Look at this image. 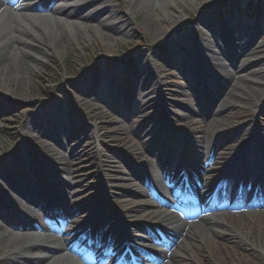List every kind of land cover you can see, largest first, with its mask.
<instances>
[{"label": "rangeland", "instance_id": "obj_1", "mask_svg": "<svg viewBox=\"0 0 264 264\" xmlns=\"http://www.w3.org/2000/svg\"><path fill=\"white\" fill-rule=\"evenodd\" d=\"M43 1L49 5V8L53 5L64 8L71 6V9L75 10L78 5V2L69 3L63 0ZM105 1L111 6V14L105 16L103 24L99 25V31L106 34H116L118 37L116 42L111 43L113 48L110 52L104 50L102 44L94 40L80 44L79 50L67 49L61 58L47 50L45 62L37 64V73L33 74L25 85L18 86L17 81L13 85L7 83L9 92H15L11 99L0 95V171L7 170V172H10L8 166H15V158L7 155L16 148L15 146H22L23 139L20 137V133L25 125H31V129H33L34 119L42 117L47 121L44 123L45 133L41 132L38 135V140L43 147L46 142H50V145L57 149L55 142L48 138L49 133H46V130L51 131L50 126L53 125L55 130L64 129L67 133L65 135L67 140L65 146L67 147H61V151H63L61 154L70 164L66 165L67 170L65 172L60 170L57 172L54 169H49V172L43 171L47 173L49 184H55L57 181L63 180V183L69 187L74 202L81 208L88 206L81 212L85 216L74 220H77L78 224L83 226L93 219L90 221L93 226L88 234L89 237L93 238L97 234L94 231V227L97 225V217L99 215L104 217L105 210L108 213L106 216L109 221L112 220L114 225L116 223L114 215L112 216V212L108 210V200L103 198L104 190L115 192L119 191L120 188L127 191L144 189L141 182L133 176L136 174L134 171L141 174V167L138 168L140 165L144 166L147 171L152 169L155 158L151 159L150 157L157 154L160 137L162 140L174 143L166 136L163 139L162 135L164 136V133L162 131L164 129L162 128L177 134L183 130L193 142L197 139L203 142L204 138L206 139L210 133L211 138L216 140V143H225L224 148L230 149V153H237V159L240 161L236 162H241L242 164H240L243 166L250 165L246 155L252 153V165L249 170L252 171L251 177L255 178V175H260L263 170L262 166L264 167V115L259 113V110L264 111V101L260 99L261 101L257 103L259 98L254 99V96L252 97L253 100H251V96L245 98L239 106V110H237L240 116L233 115L227 122V129L230 126L232 130L249 127L246 129L250 132L252 125L257 124L259 126L255 138L249 139L251 133L248 134L249 140L244 148H231V142L234 140H232V135L229 137V135L226 136L221 133L224 126L221 129L217 128L219 122L217 120L220 117H218V114L217 116L213 114V109L227 97L233 77H236V75L249 76L250 79L253 71L256 72V76L264 75V9L257 16H253L244 12L240 13L231 8L236 2L245 7L248 2L253 0H193L194 5H190L189 0H172V6L170 5L169 11L163 15V12L159 9L153 8L150 0L144 1V4H139V1L135 0L129 3L130 5L125 4L123 0ZM260 2L264 6V0H260ZM180 12L185 14L182 21L174 23L169 19L170 16L179 15ZM190 16L194 19L189 20ZM219 16H221V22L229 25L228 27L225 25L226 28L239 27L242 31H245L244 34L247 33L245 38L234 36V38H230L233 42L228 43L234 49L240 48L231 52L235 53L237 51V59L233 61V68L239 66L240 70L237 69L234 76L224 85H221L219 94L215 95L213 101L212 99L207 100L204 110L201 108L200 113L193 114L186 109L190 99L188 96H184L187 88L184 76L193 73L196 75L200 69L205 70L207 62L203 60V57L200 59V55L198 56L196 53L198 49L193 54L183 56L177 55L172 49H166L169 48V44L171 45L169 42L177 43L179 40L184 41L187 38L195 37L197 46L200 47L202 44L208 45L213 42L216 47L214 50L220 52L218 45H222L221 42L226 41L224 35L215 34L201 42V31L198 29H203L199 25L201 20L221 27L223 24L217 21ZM144 22H149V26L153 30L152 36L146 34L144 27L141 25ZM92 25L96 24L92 23ZM223 29L225 30V28ZM19 33L31 36L27 32L20 31ZM89 34H92L91 31ZM21 43L22 41H15L14 46ZM257 43L259 44L257 51L254 53L249 52V45H256ZM30 48L41 55L44 50L37 42L30 43ZM208 56H212V54ZM172 63H175L178 67L176 68V65L173 66ZM189 65L190 68L186 69V66ZM98 66L103 69L102 71H112L114 74L116 73V76H124V80H122L133 87V90L129 91L123 102L117 104L118 106L101 102V99L108 100V98H105L107 92L103 91L98 84L94 86V80L91 78L92 74H95V78L96 75L97 78H100L106 74V72H95L94 68L96 69ZM139 66L144 67L143 74L146 71L151 74L147 75L149 81H143L144 86L141 85V81L136 84V76L131 73L132 67L134 69V67ZM233 68L230 67L231 70ZM202 79L203 76L199 78L200 82ZM260 80L253 84V89L262 95L264 94V78ZM144 87L145 89L148 88V91L145 92ZM0 89L3 90V88ZM144 94L146 97H144ZM14 97L25 98V101L16 100ZM82 99H86L94 109L100 108L107 116L118 119L119 123L116 124L108 119L98 118L97 112L83 109L79 105ZM144 103L146 104L144 105ZM119 124L126 128V132L122 135L114 132L115 126ZM208 126L213 128L214 134L210 132ZM204 128L206 129L205 133L203 132ZM146 133L149 136H145ZM43 147L39 150L33 149L31 153L26 152L24 149L15 153L24 161L27 160L26 157L41 158L40 154ZM73 149H85L87 154L76 157ZM134 150L137 151L138 155L146 154L148 157H142L143 159H138L139 161L132 159L130 158V151ZM222 151L226 152L225 150ZM138 155L137 157H140ZM100 157L101 161L108 160V158L115 161L113 168L110 169L109 177L106 180L103 178L102 181L99 174ZM201 158L197 160L198 165H201V168L207 171L212 165L211 159L203 160ZM233 158L235 159V156ZM134 165L135 170H131ZM55 167L58 168L59 165L53 166V168ZM43 171L36 170L33 178L30 177L29 180L32 184L31 187L35 189L40 187V194L46 191L45 188L47 187V181L42 177L41 172ZM12 178L13 181H16V176H12ZM254 180L247 181L248 183L245 186V188L248 187L246 191L249 192L248 195H250L249 199L251 200L246 206L233 204L231 208L220 211H218V208L210 209L208 206L194 210H187L181 206V209L186 212L185 215L182 214L184 221L197 222L202 217L211 216V218H214L223 215L220 219H222L224 227L229 231H235L232 241L227 240L218 233H209L198 246L190 242L185 243L186 248L178 250L179 257L171 254V250L175 249L172 238L171 240L167 239V241L161 240L157 244L154 242L165 255L162 258L163 260L151 259V261L155 260L152 261V264H264V189L260 195L253 194L254 190L252 191V189L256 186ZM17 186L24 188L22 182H17ZM208 186L210 189L213 188L212 183ZM6 190L9 189L6 188ZM7 199L10 203L9 207H12L16 200L12 195H9ZM127 200H130V202L126 206L125 215L121 220L124 229L122 234L128 230V232L139 235L131 229V226L139 222L140 218L145 217V215L144 212L131 213V210L141 198L129 196ZM50 202H56L57 205L61 204L58 199L46 200L44 206H48V209L54 207L50 205ZM99 203L100 206L102 204L104 210H99L100 206L96 207ZM94 206L95 208H92ZM200 210H203L204 213H201ZM35 212L32 221L44 224L42 212L39 210ZM75 215L73 214V216ZM25 222H28V220ZM113 231L114 228L112 230L111 227L109 231L105 232L104 237L108 239ZM18 233L29 234L26 231H18ZM36 233L37 236H43V233ZM247 233L250 235L246 236ZM122 234L119 233L113 240L116 249H121ZM135 242L138 241L130 244L136 245ZM96 261L102 264H115V261L109 258L104 250L97 253ZM44 263L43 260H39L35 264Z\"/></svg>", "mask_w": 264, "mask_h": 264}, {"label": "bare ground", "instance_id": "obj_2", "mask_svg": "<svg viewBox=\"0 0 264 264\" xmlns=\"http://www.w3.org/2000/svg\"><path fill=\"white\" fill-rule=\"evenodd\" d=\"M63 1L69 3L78 2V5L77 7L75 6V10H72L71 6L64 8L53 5L49 8V5L44 3V1L42 2V0H0V88H3V90L0 89V95L11 99L15 92H9L7 83L13 85V83L17 81L19 83L18 86L25 85L28 80H30L31 76L37 73V64H43L45 62L47 50L61 58L67 49L79 50L80 44L94 40L95 42L101 43L104 50H107L108 52L111 51L113 48L111 43L118 40L117 35L101 33L99 31V25L103 24L105 16L111 14V6L105 0ZM133 1L135 0H123L127 5H130L129 3ZM138 1L139 4H144V1L146 0ZM150 1L152 2L153 8L159 9L163 12V15L169 11V6H172L173 4L172 0ZM189 3L190 5H194L193 0H189ZM45 5L47 6L46 8L44 7ZM132 11H134V9H132ZM184 15V12H180L179 15L173 17L170 16L169 19L174 23L179 22L182 21ZM92 23H95L98 26L92 25ZM141 25L144 27L147 35H153V30H151L149 22H144ZM199 25L203 26L204 29L200 36L201 42L205 41L208 36L214 35L215 32L220 29V27L211 25L207 21L202 20L199 21ZM20 31L30 33L31 36L20 34ZM88 31H91L93 35L89 34ZM227 33L230 38H234V36H243V38H245L247 34H244L245 31H242L241 28L234 26L233 29H229ZM15 41H22V43L14 46ZM35 42L44 49L42 55L36 53L30 48V43ZM169 43H171V45L169 44V48L166 50L172 49V51H175L179 56L193 54L196 52L195 50L198 49V56L200 55V59L203 57V60H206L208 63H206L207 67L205 70L200 69L195 76L191 74L190 76L192 77L185 80L187 88L184 92V96H188L190 99L186 109L193 114H198L200 113L201 108L204 110V107H206L207 100L212 99L213 101L215 95L219 94L221 85L228 82L231 77L234 76L235 72H237L236 70L239 69V66L233 68V61L234 59H237V51L235 53L221 52L220 50V52H217L214 50L216 47L213 42L208 45L202 44V47H198L196 45L197 41L195 37L187 38L184 41L179 40L177 43ZM221 44L224 46L222 42ZM257 48H259L258 43L256 45H249L248 51L254 53L257 51ZM239 49L240 48L237 50ZM209 54H212V56H208ZM172 65L175 66L176 64L172 63ZM177 67L178 66L176 65V68ZM230 67H232L233 70H231ZM143 68L144 67L139 66L134 67L133 69L132 67L131 71V73L136 76V84L141 81L142 86H144L143 81H149L147 75H151L150 72L147 71L143 74L142 71H145ZM102 70L103 69H101L100 66L96 69L94 68L95 72H106ZM251 75L252 78L250 79L248 78L249 76L241 77L236 75V77H233L232 84L227 92V97L216 106L215 109H213V114L215 116L218 114V117H220L219 120H217L219 121L217 128L221 129L223 126L226 127L225 129L224 127L221 129V131H223L221 133L226 136L229 135V137L232 135V140L234 139L231 142V148L237 149L244 147L248 141V134L251 132L257 134L259 130L257 124L250 127V132L246 129L249 127L232 130L229 126L227 129V122H229V119H231L233 115L240 116V114L237 113V110H239L238 108L241 106L245 98L250 96L252 98L254 96V99L257 97L259 98L257 101L260 99H263L264 101V94L260 95L259 92L253 89V84L264 78V75L256 76V72L254 71ZM202 76L203 79L200 82L199 78H202ZM91 78L94 80V86L98 84L103 91L107 92L105 98H108V100L101 99L102 103H110L114 106H118L117 104L123 102L129 94V91L131 89L133 90L132 86L127 85L126 82L123 81L124 76H116V73L114 74L112 71L106 72V74L100 78H97V75L95 78V74H92ZM146 90L148 91V88L145 89L144 87L145 92ZM17 91L18 89L16 90V93ZM144 97H146L145 94ZM15 99L23 102L25 101V98ZM251 100H253V98ZM81 101L82 104L79 103V105L87 111L93 110L94 112H97L98 118H105L116 124L119 123L118 119L107 116L102 109H94L92 104H89L86 99H82ZM145 104L146 103H144V105ZM193 107H196L197 109L195 108L194 110ZM259 113L264 115L263 110H259ZM45 121L46 120L42 117L34 119L33 122H35V124L33 129H31V125H25L20 133V137L23 139L22 146H15L16 149L11 150L7 155L15 158V166H8L10 172H7V170L0 171V200L3 201L4 199L5 201V199L11 194L6 188L13 190L15 189L14 186L16 187V184L13 185L11 175H18V180L22 183L24 181L27 187L20 194L22 200L17 199L12 207L5 210V216L0 219V264H35L39 260H43L45 262L44 264H98L95 261H87H90V252L95 251L98 253L102 250V244L100 243L99 238L94 242L92 238L88 239L87 235H83L75 241H72L69 237L70 232L64 231L61 226L53 225L54 223L52 219L57 218L59 215H63L65 219H70L72 213L76 212V210L88 208V206L81 208L74 202L73 195L69 187L63 183V180L57 181L55 184L52 183L46 188V198H52V196H54L61 202L59 208L49 214L52 224L47 223V225H45L47 228L38 223L29 227L27 222H25L29 219L31 220L34 213L36 214L35 210L38 207L37 202L39 201H36V199H39L40 197L38 188L35 189L29 187L31 184H29L28 181L33 175V170L48 171L49 169H54L57 170V172L58 170L65 172V170H67L66 165L70 164V162L65 160L61 154L63 152L61 151V147H67L65 146L67 143L65 135L67 133L64 129L60 128L55 130L52 125L50 126L51 131L46 130V133H49L48 138L55 142L57 149L52 147L50 142H46L44 147L41 146L38 140V135L41 132L45 133ZM208 127H210V132L214 134L212 130L213 128L211 126ZM162 129H164L162 131L164 133V136L162 135L163 139H165L166 136L171 141H174V143L162 140L160 137L156 155L164 156L163 158H165V160H163L162 163H159L158 161L157 167L148 171L142 166L141 174L134 171L139 176L138 180L144 186V189L141 188L127 191L120 188L119 191L115 192L104 190L103 198L108 200V210L112 212V216L114 215V218L117 221L115 224L116 230L120 231L117 226L121 224V220L126 212V206L130 202V200H127V197L138 196L141 198V200L136 202L131 213L144 212L143 214L145 215V217L140 218L139 222L134 223L131 226V229L137 232L140 236L135 235L134 232H128L125 234L126 237L124 236V243H126L127 246L130 247L131 242L138 241L135 242V246L139 247L131 246L130 248H125L124 251L120 253L117 252L111 243L107 242L106 246L103 247L106 255L117 261L116 264H152V261H155H151L153 258L161 260L164 258L165 254L161 251L159 246L154 244V242L157 243L161 240L167 241V239L171 240L172 238L174 240L175 249L171 250V254L175 257H179L180 253L178 250L185 249V243L187 244V242H190L191 244L198 246L201 241H203V238L208 236L209 233H218L229 241L234 239L233 233L235 231H229L225 228L222 219H220L223 215L215 216L214 218H211V216L202 217V219L197 222L189 223L188 221H184L181 217L180 210L181 205L183 204L189 205L190 207H197L201 203V199L206 198V196H203V193L200 192V189L197 191L200 186L199 179L201 175L206 173V170H203L201 165H198V158L202 157L201 159L203 160L211 159L213 165L212 168L216 171L220 164V160L225 161L226 159H231V157H237L238 154L234 152L230 153V149L227 150L224 148L226 146L224 145L225 143H216V140L211 138L210 133L206 139L204 138L203 143L200 139L193 142V140L190 139V136L183 132V130L179 131L180 133L177 134L169 132L166 128ZM205 131L206 129L204 128L203 132L205 133ZM114 132L115 134L122 135L126 132V128L119 124L115 126ZM162 132L161 134H163ZM147 135L149 136L148 133H146L145 136ZM41 147H43L40 154L41 158H29L24 161L15 153L22 149L28 152L31 151V149L39 150ZM222 150H225L226 152H223ZM73 151L75 153L74 156L76 157L81 156L82 154H87V150L85 149H73ZM130 152V158L132 159L138 160L143 159L142 157L145 156L148 157L146 154L138 155L136 150ZM137 155L140 157H137ZM185 156H188L187 160L184 159ZM172 158H182L184 160H182L181 165H187L185 172L186 178L175 183L169 181V177L167 176L169 171L176 170L178 166L176 161H173ZM16 160H18V162ZM101 160L100 157L99 174L102 181L103 178L106 180L109 177V172H111L110 169L113 168V163H115V161L109 158L108 160ZM158 160L160 159L158 158ZM57 164L59 167L53 168V166H56ZM158 166L162 168H159ZM133 169L135 170V165L132 166L131 170ZM262 169V182L259 185V192L264 189L263 166ZM230 171H233L236 174V176H231V181L236 180L234 187L239 184L238 181L240 178L246 179L252 174V171H249L245 166L242 167L239 164H231ZM22 172L25 173L23 174ZM220 192H222V190L218 189L216 192V198H223L225 205L227 206L229 204L228 202H230L228 196L230 197L231 193L219 194ZM249 201L250 199L242 194L241 202L243 206H246ZM99 206L100 203L96 205L97 208ZM92 208H95V206ZM99 210H104L102 204L99 207ZM104 214L105 216L108 215L106 210L104 211ZM84 216L85 214L83 213L78 217L81 218ZM105 216L102 217V225L104 229H109L113 222L112 220L109 221L108 217ZM26 230L29 231V234L18 233V231ZM36 230H48V232L40 237L33 233L36 232ZM117 235L118 233L114 232L110 237V241H113ZM249 235V233L246 234V236ZM8 253L10 254L8 255Z\"/></svg>", "mask_w": 264, "mask_h": 264}, {"label": "trees", "instance_id": "obj_3", "mask_svg": "<svg viewBox=\"0 0 264 264\" xmlns=\"http://www.w3.org/2000/svg\"><path fill=\"white\" fill-rule=\"evenodd\" d=\"M248 12H250V13H257L258 11H260V9H261V6L258 4V5H255V4H250L249 6H248Z\"/></svg>", "mask_w": 264, "mask_h": 264}]
</instances>
